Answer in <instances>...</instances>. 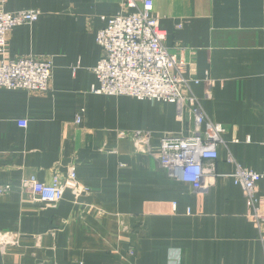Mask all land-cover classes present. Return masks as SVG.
<instances>
[{
	"label": "crops",
	"instance_id": "1",
	"mask_svg": "<svg viewBox=\"0 0 264 264\" xmlns=\"http://www.w3.org/2000/svg\"><path fill=\"white\" fill-rule=\"evenodd\" d=\"M125 1L5 4L11 12L40 11L38 21L9 33L11 56L50 55L54 72L45 93L0 88V183L14 186L0 196V232L23 234L18 246L0 253V264H264V227L247 217L232 177L238 165L264 172V0H152L166 46L191 63L187 76L200 81L191 91L226 129L218 176L206 192L159 163L161 137L187 135L193 124L177 118L176 104L92 91L103 54L96 41L101 17L132 11ZM129 130L152 133L149 151L118 137ZM73 164L92 191L78 202L66 191L48 207L21 186L33 175L50 183L54 168L65 173ZM258 197L264 201V179Z\"/></svg>",
	"mask_w": 264,
	"mask_h": 264
},
{
	"label": "built area",
	"instance_id": "2",
	"mask_svg": "<svg viewBox=\"0 0 264 264\" xmlns=\"http://www.w3.org/2000/svg\"><path fill=\"white\" fill-rule=\"evenodd\" d=\"M6 2L0 0V88L24 89L31 93L48 92L53 79V58L33 53L13 57L9 51V33L16 27L38 21L40 11H7ZM124 5L132 11L101 17L105 26L98 31L96 41L103 54L94 68L98 84L92 87V91L176 104L177 118L183 122L191 120L193 124L187 135L169 133L161 137L159 163L171 176L191 184L195 191L206 192L218 176V148L223 143L226 129L207 117L202 107V98L191 91V82L200 81L192 75L187 76V68L194 71L191 63L166 46L167 32L154 13L153 1L126 0ZM177 26L182 28L183 23ZM204 83L205 97L210 98L213 79L209 73H206ZM181 87H186L188 91H182ZM81 119L82 114L78 113L75 124H79ZM18 123L21 127L27 125V121ZM151 134L149 131L129 130L119 131L118 137L132 140L138 151H149L148 140ZM228 159L233 161L231 155ZM232 177L243 190L248 205L247 217L262 231L264 201L259 199L258 192L264 172L259 173L238 165ZM21 186H29L32 199L48 207H57L66 191L72 193L75 202L92 193L90 187L79 181L74 164L65 173L54 168L50 183L39 181L33 175L23 180ZM13 188L9 183H0V196L11 192ZM121 227H128L124 220L121 221ZM22 236L21 232L1 231L0 253L4 254L9 247L18 246ZM261 240L264 243V233H261Z\"/></svg>",
	"mask_w": 264,
	"mask_h": 264
}]
</instances>
